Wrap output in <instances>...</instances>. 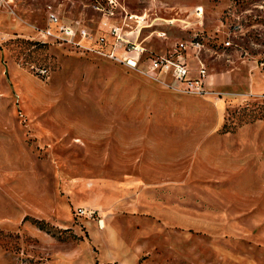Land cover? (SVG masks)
Instances as JSON below:
<instances>
[{"label":"rangeland","instance_id":"rangeland-1","mask_svg":"<svg viewBox=\"0 0 264 264\" xmlns=\"http://www.w3.org/2000/svg\"><path fill=\"white\" fill-rule=\"evenodd\" d=\"M113 2L134 66L39 35L50 5L106 51V0H3L0 264H264V0ZM193 34L200 96L149 67Z\"/></svg>","mask_w":264,"mask_h":264},{"label":"built area","instance_id":"built-area-1","mask_svg":"<svg viewBox=\"0 0 264 264\" xmlns=\"http://www.w3.org/2000/svg\"><path fill=\"white\" fill-rule=\"evenodd\" d=\"M2 6L3 0H0V7ZM115 6L116 3H114L113 0H106L105 7L100 8L98 5L95 7L96 9L103 10L102 18L99 22V29L105 32V34L110 35L113 39L111 46L106 51L101 48L105 43V37L103 34L95 38L97 39L96 41L98 47L96 49H92L87 44V41L91 40L92 34L84 28L60 22L50 5L46 6L45 25L43 28L39 29V35L43 39H51L54 41L62 40L73 46L82 48L83 50H93L106 57H113L115 48L118 45H121V42L124 41V43L127 44L122 47L124 54L122 60H124L127 65L134 66L138 60L139 54L144 51V48L134 42H125L126 40H124L122 35L119 34L122 25L119 26L113 24L108 20L109 17L113 15ZM198 7L199 6H196L194 8L195 17L201 16V10L198 9ZM134 17L133 19L136 22V19L139 17ZM128 18H131V16ZM122 24L127 25L124 21ZM129 32L130 31H128V33ZM160 34V36L164 35L163 32ZM228 34L229 33H227V35ZM229 44L230 42L228 39L222 42L224 47L229 46ZM203 48L204 45L201 38L196 34H193V36L187 40H180L174 43L171 49L150 57L149 67L152 70L171 76V78H173L176 82L177 88L182 92L199 96L207 94L208 91L205 88V78L207 75L206 68L198 57L199 51ZM187 50H190L191 54H193L194 58L197 60V66L194 71H191L186 61L185 56L187 55ZM39 72L43 74L45 73V69H39ZM74 213L79 216L91 217L93 211L77 207L75 208Z\"/></svg>","mask_w":264,"mask_h":264},{"label":"trees","instance_id":"trees-1","mask_svg":"<svg viewBox=\"0 0 264 264\" xmlns=\"http://www.w3.org/2000/svg\"><path fill=\"white\" fill-rule=\"evenodd\" d=\"M33 223H36V225H38L40 228L42 227L41 225V222L40 221H37V220H34Z\"/></svg>","mask_w":264,"mask_h":264},{"label":"crops","instance_id":"crops-1","mask_svg":"<svg viewBox=\"0 0 264 264\" xmlns=\"http://www.w3.org/2000/svg\"><path fill=\"white\" fill-rule=\"evenodd\" d=\"M193 14H194V10H193Z\"/></svg>","mask_w":264,"mask_h":264},{"label":"bare ground","instance_id":"bare-ground-1","mask_svg":"<svg viewBox=\"0 0 264 264\" xmlns=\"http://www.w3.org/2000/svg\"><path fill=\"white\" fill-rule=\"evenodd\" d=\"M159 35H161V34H159Z\"/></svg>","mask_w":264,"mask_h":264}]
</instances>
